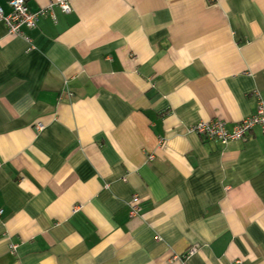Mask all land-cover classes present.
<instances>
[{
  "label": "crops",
  "instance_id": "obj_1",
  "mask_svg": "<svg viewBox=\"0 0 264 264\" xmlns=\"http://www.w3.org/2000/svg\"><path fill=\"white\" fill-rule=\"evenodd\" d=\"M60 2L0 21V264H264V134L190 131L264 109V0Z\"/></svg>",
  "mask_w": 264,
  "mask_h": 264
},
{
  "label": "built area",
  "instance_id": "obj_2",
  "mask_svg": "<svg viewBox=\"0 0 264 264\" xmlns=\"http://www.w3.org/2000/svg\"><path fill=\"white\" fill-rule=\"evenodd\" d=\"M9 6L12 9L9 15H5L0 8V21L5 23L8 33L15 36L22 34V28L35 29L40 19L45 16H51L56 23H59V11L65 14L71 13L68 2H60L36 12L31 10L27 0H11ZM256 127H259L264 134V109L262 107L236 124L232 131L228 130L227 123L224 121L200 122L191 126L190 131L208 140H217L222 145H228L235 141L245 140L248 133ZM37 129L41 130L42 126L37 125ZM140 212V200L137 196L133 197L129 204V216L131 218L137 217ZM199 247L200 245L192 247L188 255H194Z\"/></svg>",
  "mask_w": 264,
  "mask_h": 264
}]
</instances>
